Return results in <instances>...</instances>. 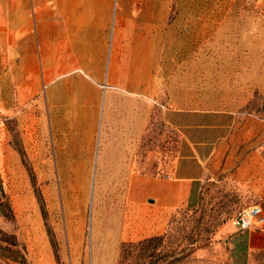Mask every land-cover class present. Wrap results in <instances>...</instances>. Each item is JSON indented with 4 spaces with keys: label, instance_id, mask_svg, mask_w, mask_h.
Listing matches in <instances>:
<instances>
[{
    "label": "rangeland",
    "instance_id": "1",
    "mask_svg": "<svg viewBox=\"0 0 264 264\" xmlns=\"http://www.w3.org/2000/svg\"><path fill=\"white\" fill-rule=\"evenodd\" d=\"M159 3L112 0L106 11L107 55L123 7L127 36L118 38L116 56L126 62L131 86L153 100L139 148V170L153 174L163 172L180 148V133L166 122L170 101L182 107L199 100L205 108H218L221 101L249 96L242 110L264 118V94L251 89L264 81V0ZM33 8L31 3L26 12L36 68L20 53L10 58L0 50V264H94L99 239L94 227L105 231L112 224L106 218L121 207L122 191L115 177L109 185L94 186L95 170L38 166L41 141L45 159H52L55 132ZM34 77L37 85H29ZM107 173L101 171L103 181ZM82 176L85 184L78 183ZM245 202L228 180L208 181L193 205L173 212L163 237L127 247L120 264H264V250H248L246 237H232L237 231L231 220ZM122 243L108 264H118ZM99 255L107 259V243Z\"/></svg>",
    "mask_w": 264,
    "mask_h": 264
},
{
    "label": "crops",
    "instance_id": "2",
    "mask_svg": "<svg viewBox=\"0 0 264 264\" xmlns=\"http://www.w3.org/2000/svg\"><path fill=\"white\" fill-rule=\"evenodd\" d=\"M151 2L159 6L158 0ZM31 3L38 21L40 71L47 83L45 102L55 132L52 159H45L46 143L41 141L38 166L95 170L94 186L109 185L115 177L122 191L121 207L106 218L112 224L105 231L94 227L99 234L94 264H108L120 242L163 235L173 212L193 205L208 181L228 180L245 195L246 205L258 204L264 212V118L242 110L249 96L236 103L221 101L218 108H205L199 100L182 107L170 101L166 122L180 133L178 156L161 173L139 170L153 100L131 86L127 64L116 56L118 38L127 36L123 7L107 55L106 11L112 0H0V50L5 48L10 58L16 53L28 57L33 69L35 47L26 12ZM30 84L36 86L37 78ZM29 85L22 87L23 94ZM251 89L264 94V81ZM153 93L155 88L151 98ZM101 171L108 172L107 181ZM80 178L78 183L85 184V177ZM244 230L235 229L232 237H246L248 250H264V231ZM105 243L106 260L99 255Z\"/></svg>",
    "mask_w": 264,
    "mask_h": 264
},
{
    "label": "built area",
    "instance_id": "3",
    "mask_svg": "<svg viewBox=\"0 0 264 264\" xmlns=\"http://www.w3.org/2000/svg\"><path fill=\"white\" fill-rule=\"evenodd\" d=\"M231 224L236 230L264 231V212L258 204L246 205L235 214Z\"/></svg>",
    "mask_w": 264,
    "mask_h": 264
},
{
    "label": "trees",
    "instance_id": "4",
    "mask_svg": "<svg viewBox=\"0 0 264 264\" xmlns=\"http://www.w3.org/2000/svg\"><path fill=\"white\" fill-rule=\"evenodd\" d=\"M163 236H164V234L161 235V236H154V237L146 238L144 240H140V241H136V242H123L121 244V248H120V252H119V261H118V264H120V261H121L123 255L125 254V251H126V248L127 247H138V246L143 245L146 242H150L152 240L160 239Z\"/></svg>",
    "mask_w": 264,
    "mask_h": 264
},
{
    "label": "bare ground",
    "instance_id": "5",
    "mask_svg": "<svg viewBox=\"0 0 264 264\" xmlns=\"http://www.w3.org/2000/svg\"><path fill=\"white\" fill-rule=\"evenodd\" d=\"M159 1V0H158ZM160 4V3H159Z\"/></svg>",
    "mask_w": 264,
    "mask_h": 264
}]
</instances>
